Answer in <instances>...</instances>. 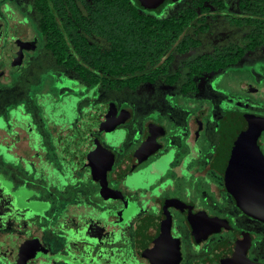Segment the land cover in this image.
Here are the masks:
<instances>
[{
    "label": "flooded vegetation",
    "instance_id": "1",
    "mask_svg": "<svg viewBox=\"0 0 264 264\" xmlns=\"http://www.w3.org/2000/svg\"><path fill=\"white\" fill-rule=\"evenodd\" d=\"M133 1L162 16L195 3L159 0L150 8ZM202 1L207 15L195 25L202 33L217 15L244 29L242 45L216 50L233 48L235 62L197 78L206 85L195 98L181 92L186 69L173 70L176 54L169 72L181 77L173 85L156 81L179 84L170 100L176 113L150 112L137 123L129 107L95 103L100 88L82 89L64 66L60 75L68 79L69 71L73 85L62 95L52 94L48 74L33 82L25 65L44 43L33 31V10H12L23 25L10 36L2 34L0 19V92L12 94L4 107L0 103V264H264V222L244 211L238 196L242 166L261 167L242 165L239 153L232 154L242 118L264 121V45L249 48L263 38L250 36L248 22L235 21L245 17L240 4L247 0ZM33 41L30 50L22 48ZM34 88L39 98L29 97ZM83 99L89 115L64 128L60 120ZM251 128L264 160V126ZM143 147L148 155L137 163Z\"/></svg>",
    "mask_w": 264,
    "mask_h": 264
},
{
    "label": "trees",
    "instance_id": "2",
    "mask_svg": "<svg viewBox=\"0 0 264 264\" xmlns=\"http://www.w3.org/2000/svg\"><path fill=\"white\" fill-rule=\"evenodd\" d=\"M244 4L240 10L245 17L235 21L248 22L253 26L250 36L263 38L249 43V48L264 45V0ZM30 7L34 28L55 62L75 72L83 84L113 91L134 90L158 80L175 84L181 74H171L169 68L176 54L199 47L189 30L203 23L208 11L202 0L164 16L140 10L133 0H32ZM235 60L230 48L185 63L181 92L195 94L197 78Z\"/></svg>",
    "mask_w": 264,
    "mask_h": 264
},
{
    "label": "rangeland",
    "instance_id": "3",
    "mask_svg": "<svg viewBox=\"0 0 264 264\" xmlns=\"http://www.w3.org/2000/svg\"><path fill=\"white\" fill-rule=\"evenodd\" d=\"M31 0H0V11H1V23H2V34L6 36H10L13 32L16 31L17 28L21 27L23 24L16 20V16L12 10H14L17 14L20 12L24 13L25 8L30 10V2ZM218 1V0H213ZM5 3V4H4ZM187 4V3H186ZM14 5V7H13ZM181 5V4H180ZM179 5V6H180ZM231 3H227L228 8H232ZM182 6V5H181ZM180 6V7H181ZM177 7L174 10V13L180 9ZM20 12H19V11ZM171 12V11H170ZM12 14V16H8L7 14ZM169 12L164 13L167 14ZM26 16V15H25ZM35 23V22H34ZM205 24L207 25L208 30L205 33H202L198 26H195L193 30L189 32V36L194 39H198L200 41V46L197 48H191L189 51L185 52L184 54H177L175 64L173 65L174 71H180L183 67V64L186 62H190L194 58L200 56V54L208 53L211 54L213 51L218 49H222L229 45H242V38L241 35L243 34L244 29H240L235 27L232 23L228 20L224 19L223 16L217 15L211 17L206 20ZM35 26V25H34ZM33 31L38 32L37 28H33ZM242 32V34H241ZM29 34V33H28ZM43 41L40 42V48L38 49V56L33 57L28 61L26 64V68H28L30 79H33V82L41 77V79H46L48 76L54 77V93L53 95H62L66 90L64 88H72L73 82L69 81L72 80L73 75L66 71L65 75L68 79H66L63 75L60 74L65 70L61 65H58L53 56L49 51H47L43 46ZM60 77H59V76ZM47 76V77H46ZM49 78V77H48ZM60 83H64L63 85H59ZM82 84V89H84L85 85ZM204 78L201 80H197V89L198 91L193 94L195 98L200 97L201 92L205 88ZM179 84L175 85V87H168L162 83L155 82L153 84L143 83L136 87L134 90L122 89L120 91H113L100 88L97 91L95 96V103L99 104H106L109 102H114L117 105L125 106L126 108L129 107L132 110L133 121L137 123L142 117L147 115L148 113H154V111H159L161 114H166L167 112L171 111L170 114L174 115L176 113L175 110H172V102L170 100H174V94L177 92ZM31 91V90H30ZM36 89H33L31 92V96L34 98H39L34 93ZM58 91V94H57ZM77 93H80V89L77 90ZM12 94L7 91L0 92V103L2 107L5 106V102L11 100L10 96ZM92 96V92L89 93ZM51 99V98H49ZM86 100L76 101V107L74 113L71 115L69 114V118L66 120H60L62 124H64V128L67 126L68 123H72L73 120L79 119H86L89 115V105ZM172 103V104H171ZM78 105V106H77ZM29 110L32 114L33 119L36 121L39 120V113L36 103L30 102L28 103ZM55 106L51 105L47 107L48 111L53 110ZM54 116L60 115V111H58V106L55 108ZM67 114V115H68ZM78 122V125L80 122ZM74 122V121H73ZM77 125V126H78ZM134 130L131 128L128 131V136L130 137L133 134ZM128 137V138H129ZM49 139L47 140L48 144ZM50 158H53V150L50 151ZM4 170V169H3ZM155 178L152 177L151 180Z\"/></svg>",
    "mask_w": 264,
    "mask_h": 264
},
{
    "label": "water",
    "instance_id": "4",
    "mask_svg": "<svg viewBox=\"0 0 264 264\" xmlns=\"http://www.w3.org/2000/svg\"><path fill=\"white\" fill-rule=\"evenodd\" d=\"M138 1L150 8H155L160 4L159 0ZM33 44L34 41L23 44L22 48H24L25 50H30ZM254 123H257L258 129L264 126V121L260 119H255L253 117L242 118L240 130H234L236 134L233 140L232 154L233 157L235 154L236 158V155L239 153L238 155H240L241 157L242 165L258 164L261 167L259 170L257 168L254 169L253 166H242L241 172L242 175L246 178H242L243 182L238 187V196L240 195L239 204L242 206L243 210L259 219L260 221L264 222V178L260 179V177L257 176L258 172L264 173V160L260 152L258 151L255 142L253 141L254 129L251 127L255 125ZM239 133H241V135ZM146 147H148V145ZM148 148L144 150L143 147L137 153V163L141 162L145 158V156L148 155V153H146L149 151ZM236 161L237 160H232V164H236Z\"/></svg>",
    "mask_w": 264,
    "mask_h": 264
}]
</instances>
